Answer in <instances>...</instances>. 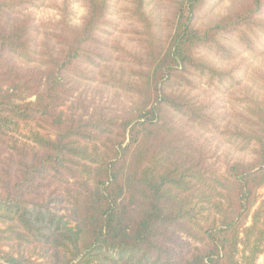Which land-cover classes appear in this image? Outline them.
<instances>
[{
    "label": "trees",
    "instance_id": "16d2710c",
    "mask_svg": "<svg viewBox=\"0 0 264 264\" xmlns=\"http://www.w3.org/2000/svg\"><path fill=\"white\" fill-rule=\"evenodd\" d=\"M70 4L0 0V264H256L264 262V76L239 64L231 45L264 52V0H243L208 25V0H112ZM55 10L35 21L31 9ZM121 34L131 44L113 35ZM111 38V39H110ZM98 84L134 99L124 118L73 99L70 82ZM224 97L230 126L216 100ZM65 107V109H63ZM184 120L246 153L223 174L207 172L167 137ZM197 192V200L189 198Z\"/></svg>",
    "mask_w": 264,
    "mask_h": 264
},
{
    "label": "rangeland",
    "instance_id": "374dc122",
    "mask_svg": "<svg viewBox=\"0 0 264 264\" xmlns=\"http://www.w3.org/2000/svg\"><path fill=\"white\" fill-rule=\"evenodd\" d=\"M63 1H67L70 4V10L72 13L71 21L75 25H79L81 19L85 16L86 10L81 4L80 0H46V3L60 5ZM129 0H112L110 19L118 23L121 28H126L128 23L120 19L119 9L128 6ZM243 0H208L207 11L204 18L199 19L196 23L198 25H208L214 22L217 18L227 14L234 10ZM146 12L152 18H157L159 21L164 20L167 17L165 9L159 4V0H145ZM31 18L35 21H55L58 19V15L52 8L43 7L39 9H31L28 12ZM114 38L118 39L122 44L131 48L125 37L121 34L115 33ZM111 39V38H110ZM236 51V59L233 61H223L211 55L206 56L207 60L218 68H229L233 65L239 64L240 67L247 69V74L258 73L264 76V52L260 56H255L239 46L231 44ZM243 86L247 87L250 92L258 97L260 100L264 98L263 91L259 90L254 82L248 77H243ZM68 87L71 88L73 99L68 101V104L74 99H81L84 101V105L89 107H75L76 113H88L97 114L104 112L108 116L124 118L134 112L133 103L134 99L130 96L124 95L114 90H108L98 84H90L86 82H70ZM206 99L216 100L219 107V113L225 115V122L230 126L236 125L243 127L238 120L235 121L231 118L232 111H237L240 114H244L243 108L229 107L224 97H218L212 93L203 95ZM65 109V107H63ZM166 127L170 131V135L167 140L174 146L182 149L185 155H189L192 159L202 161L204 168L207 172L215 174H223L227 166L238 160L248 161L246 153L239 152L238 149L226 143L221 138L206 134L188 124L184 120H174L167 118L165 120ZM245 127V126H244ZM197 192L193 193L189 198L192 202L197 200ZM258 197L260 200L264 199V187L258 191ZM256 264H264L263 259L260 258Z\"/></svg>",
    "mask_w": 264,
    "mask_h": 264
}]
</instances>
